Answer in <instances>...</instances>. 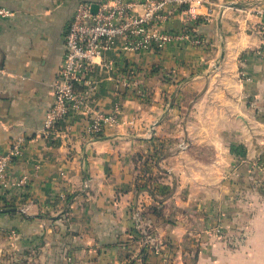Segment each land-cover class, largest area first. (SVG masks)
Listing matches in <instances>:
<instances>
[{
    "label": "crops",
    "instance_id": "0c3cea01",
    "mask_svg": "<svg viewBox=\"0 0 264 264\" xmlns=\"http://www.w3.org/2000/svg\"><path fill=\"white\" fill-rule=\"evenodd\" d=\"M210 1L206 46L131 54L114 40L88 86L94 108L122 111L92 139L79 113L44 133L77 0H0V153L25 137L10 173L29 177L0 185V246L40 264H140L147 240L159 251L144 264H264V0ZM122 66L149 99L116 85Z\"/></svg>",
    "mask_w": 264,
    "mask_h": 264
},
{
    "label": "built area",
    "instance_id": "2783aa9c",
    "mask_svg": "<svg viewBox=\"0 0 264 264\" xmlns=\"http://www.w3.org/2000/svg\"><path fill=\"white\" fill-rule=\"evenodd\" d=\"M97 5V10L93 6ZM216 4L210 0H77L75 12L65 32V52L53 84V102L46 112L44 133L60 136V125L67 124L74 113L85 120V133L90 138L99 137L106 127L119 123L122 109L116 106L112 111L94 108L91 104V90L88 76L103 61L106 50L117 37L123 40L122 49L128 53L159 52L168 45L189 43L191 46H206L208 39L199 32V25L215 12ZM205 7V12L199 9ZM11 10L0 6V16H7ZM179 19L177 30L167 28V24ZM264 57V47L259 49ZM118 70L115 74L116 85L125 92L147 100L149 89L143 87L133 66ZM171 79L176 78L169 71ZM26 147V138L19 137L10 145L7 153H0V185L5 190L23 188L29 182L27 175L13 178L11 165ZM38 166V165H37ZM65 198V194L60 195ZM133 218L138 227L142 224L139 209L134 210ZM221 227L210 230V236H220ZM145 240V245H148ZM153 250L159 251L158 245ZM168 260V259H166ZM144 264L143 258H139Z\"/></svg>",
    "mask_w": 264,
    "mask_h": 264
},
{
    "label": "rangeland",
    "instance_id": "374dc122",
    "mask_svg": "<svg viewBox=\"0 0 264 264\" xmlns=\"http://www.w3.org/2000/svg\"><path fill=\"white\" fill-rule=\"evenodd\" d=\"M0 252L2 256L4 254L3 257H0V264H40L36 255H31L29 251H22L18 248L6 249L4 246H0Z\"/></svg>",
    "mask_w": 264,
    "mask_h": 264
},
{
    "label": "trees",
    "instance_id": "16d2710c",
    "mask_svg": "<svg viewBox=\"0 0 264 264\" xmlns=\"http://www.w3.org/2000/svg\"><path fill=\"white\" fill-rule=\"evenodd\" d=\"M72 198V195H68L67 196V201H69ZM132 212V209L130 210V213ZM136 222L135 220L132 221V225L130 228L131 233L134 234L135 237H143V235H145L144 233H141L140 230H138V228L136 227ZM148 236V234H147ZM153 246L154 243H149L148 245H144L143 249H142V257L143 260H147L148 256L150 255V251L153 250Z\"/></svg>",
    "mask_w": 264,
    "mask_h": 264
},
{
    "label": "water",
    "instance_id": "95a60500",
    "mask_svg": "<svg viewBox=\"0 0 264 264\" xmlns=\"http://www.w3.org/2000/svg\"><path fill=\"white\" fill-rule=\"evenodd\" d=\"M97 7H98L97 5H94L93 6V10L96 11L97 10Z\"/></svg>",
    "mask_w": 264,
    "mask_h": 264
}]
</instances>
